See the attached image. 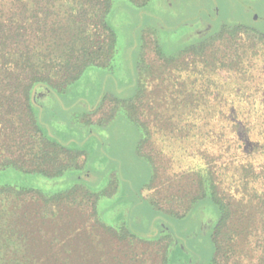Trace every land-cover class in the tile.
<instances>
[{
    "label": "rangeland",
    "instance_id": "1",
    "mask_svg": "<svg viewBox=\"0 0 264 264\" xmlns=\"http://www.w3.org/2000/svg\"><path fill=\"white\" fill-rule=\"evenodd\" d=\"M107 19L117 36L109 65L86 67L63 90L42 84L33 89L31 104L44 137L79 157L62 156L76 168L61 176L13 168L0 172V187L25 188L0 195V228L10 227L16 240L6 242L10 247L0 253V262L163 264L161 242L147 240L166 234L171 237L167 264H205L214 257L212 233L218 215L212 202L197 203L184 217L155 210L183 212L186 198L201 188L200 175L190 169L206 161L191 152L213 145L210 140L198 146L190 139L164 141L161 131L171 128L155 117L162 119L176 109L158 105V98L174 91L179 100L196 103L197 69L208 70L212 50L201 55L190 50L191 45L229 27L264 33V0H149L140 5L114 0ZM165 54L174 61L167 62ZM191 67L193 73L187 76ZM209 77L204 72L197 83ZM139 84L146 88L137 97ZM183 111L196 114L192 108L179 113ZM0 120V164L33 167V159L40 164L41 155L35 154L42 145L25 129L26 120L5 107H0ZM139 121L155 131L149 140H141ZM77 183L97 196H88L87 188L79 185L72 195L54 198Z\"/></svg>",
    "mask_w": 264,
    "mask_h": 264
},
{
    "label": "trees",
    "instance_id": "2",
    "mask_svg": "<svg viewBox=\"0 0 264 264\" xmlns=\"http://www.w3.org/2000/svg\"><path fill=\"white\" fill-rule=\"evenodd\" d=\"M129 1L140 5L149 0ZM113 2L0 0V107H5L8 113L16 112L25 119V129L33 138L38 136L42 145L38 146L35 154L37 157L41 155L40 164H34L35 159L33 167L1 163L0 172L13 168L40 172L46 176H61L70 168H76V165L64 163L62 156L72 160L77 159L79 154L49 141L40 131L31 97L35 85L63 90L79 78L86 67L111 63L117 51V36L107 19ZM242 33L251 35L244 37ZM215 40H221L223 46H218ZM208 48L212 50L207 63L209 68L203 70L198 67L197 81H194L197 89L193 93L200 99L190 103L187 98L179 100L174 91H171V96L163 94L158 98V105L163 103L167 110L176 111L162 119L159 115L155 117L159 123L163 122L171 128L161 131L164 141L180 143L190 139L195 141V146L207 140L213 142L211 148L191 152L206 160L190 169L200 175L201 188L198 193L186 198L184 206L181 205L183 212L164 211L156 207V200L150 202L157 208L155 210L171 217H184L197 203L212 202L218 215L212 233L215 254L205 264H264V33L254 29L243 32L241 27H229L206 41L192 44L190 50L195 53L200 51L204 55ZM220 51L223 52L221 57L217 56ZM165 56L167 62L174 61L172 56ZM187 71V76H190L192 67ZM204 72H209L211 77L207 78L206 83H197ZM145 88L142 84L138 85L137 97ZM186 108H192L198 115L202 111L209 115L195 114L191 117L184 111L179 113V110ZM178 114L185 116L179 117ZM139 125L141 140H149L155 135V131L150 130L145 122ZM206 127L209 129L204 131ZM84 177L85 174H82L79 178ZM79 185H82L80 188L85 186L80 183L52 197L60 198L66 193L72 195ZM10 190L19 194L25 188L2 186L0 195ZM87 191L88 196H97L88 188ZM173 196L180 201L184 199L179 195ZM7 197L6 194L4 199ZM4 227L0 228V239L4 241H0V253L9 249L6 242L16 241L13 240L14 230ZM147 241L161 242L164 247L162 262L167 264L170 235ZM13 246L14 249L18 247L16 244ZM0 264L23 262L15 259L1 261Z\"/></svg>",
    "mask_w": 264,
    "mask_h": 264
},
{
    "label": "crops",
    "instance_id": "3",
    "mask_svg": "<svg viewBox=\"0 0 264 264\" xmlns=\"http://www.w3.org/2000/svg\"><path fill=\"white\" fill-rule=\"evenodd\" d=\"M153 207V206H152Z\"/></svg>",
    "mask_w": 264,
    "mask_h": 264
}]
</instances>
